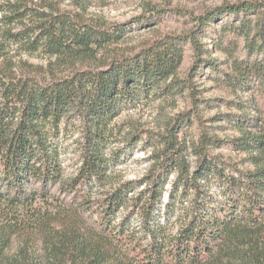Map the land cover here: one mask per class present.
Listing matches in <instances>:
<instances>
[{
	"label": "trees",
	"instance_id": "1",
	"mask_svg": "<svg viewBox=\"0 0 264 264\" xmlns=\"http://www.w3.org/2000/svg\"><path fill=\"white\" fill-rule=\"evenodd\" d=\"M251 11L254 19L231 27L247 54L264 52V4L224 3L197 17L184 37L195 53L193 70L202 63L199 29L225 13ZM150 19L93 23L48 0H0V264H38L27 249L6 259L10 237L42 230L61 214L71 218L59 241H49L47 264H264V119L255 98L237 104L257 115L229 121L239 132L233 140L203 128L179 138L176 130L189 123L183 115L168 120L156 140L117 120L186 86L174 79L183 60L178 35L104 55ZM12 49L53 58L51 72L64 69L31 72ZM231 68V86L249 90L255 80L264 97V59H236ZM222 142L245 152L251 168L211 156L209 148ZM139 144L151 147L145 172L120 180L115 162ZM67 148L78 159L71 171L62 158Z\"/></svg>",
	"mask_w": 264,
	"mask_h": 264
},
{
	"label": "rangeland",
	"instance_id": "2",
	"mask_svg": "<svg viewBox=\"0 0 264 264\" xmlns=\"http://www.w3.org/2000/svg\"><path fill=\"white\" fill-rule=\"evenodd\" d=\"M54 2L60 11L78 14L84 21L125 23L129 22L135 26L136 22L143 18H151L154 23L149 26L138 27L124 36V40L106 49L104 55L110 57L121 54L133 53L153 43L178 35L182 37L180 45L183 48V60L176 72L174 79L184 80L186 86L180 93H175L164 100L143 101L135 108L127 109L117 118L124 122V127L130 123L142 138L150 136L157 139L159 132L164 133V127L168 120L179 115L189 117V123L182 125L176 130L178 137L190 138V134H199L203 128L209 133L215 134L220 140H233L239 136L237 129L229 123L235 115L256 113L240 110L237 104L246 103L255 98L259 108L262 110L264 119V97L257 94L258 83L248 80L250 89L240 90L229 84L233 79L234 70L231 68L234 60H262L264 52L249 55L244 48V40L236 34L232 25H239L242 19L255 18L253 11L249 13H225L214 20H210L199 29L202 42V63L197 70H193L195 53L188 40L184 37L193 29H196L197 17L203 15L207 10L224 4H234L239 1L264 4V0H48ZM80 4H84L81 9ZM182 12L184 14H177ZM10 55L21 65L30 66L31 72L35 71L45 76L54 73L60 74L62 70L54 68L47 69V64L53 58L41 53L25 54L19 49H12ZM27 63V64H26ZM195 73L192 74V72ZM248 87V85H246ZM247 112V113H246ZM151 147L139 144L134 151L122 152L123 154L115 162L113 171L120 180L137 179L142 176L147 167V157ZM211 156H217L226 165L237 168H251L247 155L243 151L235 150L234 145L222 142L209 148ZM65 168L71 171L78 159L72 155V149L67 148L63 157ZM89 218V215H87ZM86 217V222L88 218ZM71 215L61 214L54 216L50 224L40 230H23L11 235L5 258L10 259L20 249H27L30 253L37 255L38 264H47V247L49 241L54 237L58 242L59 233L69 224ZM41 260V261H39Z\"/></svg>",
	"mask_w": 264,
	"mask_h": 264
}]
</instances>
